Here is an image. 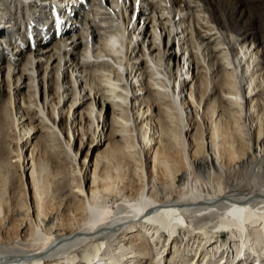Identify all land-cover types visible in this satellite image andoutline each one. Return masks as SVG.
Returning a JSON list of instances; mask_svg holds the SVG:
<instances>
[{
  "label": "bare ground",
  "instance_id": "obj_1",
  "mask_svg": "<svg viewBox=\"0 0 264 264\" xmlns=\"http://www.w3.org/2000/svg\"><path fill=\"white\" fill-rule=\"evenodd\" d=\"M35 1L8 0L0 26L60 2ZM130 1L88 0L13 60L0 32L18 159L0 168V264L264 263V0Z\"/></svg>",
  "mask_w": 264,
  "mask_h": 264
},
{
  "label": "rangeland",
  "instance_id": "obj_2",
  "mask_svg": "<svg viewBox=\"0 0 264 264\" xmlns=\"http://www.w3.org/2000/svg\"><path fill=\"white\" fill-rule=\"evenodd\" d=\"M264 7V6H263ZM260 8V9H258L259 11H256V13H257V18H259V19H263L264 18V8ZM130 11V12H129ZM39 12H43V11H39ZM129 13H131V8H129L128 9V14ZM46 14V13H45ZM180 14H183V13H178V17H181V15ZM259 14H260V16L261 17H259ZM47 16V15H46ZM183 16V15H182ZM241 17V16H240ZM241 18H239V20H240ZM137 20H138V15L136 16V20H134V24L137 22ZM245 21V19H241L240 20V22H244ZM260 21H262V20H260ZM259 21V22H260ZM263 21H264V19H263ZM260 22L259 23V25H258V27H262V26H264V22ZM187 23V22H186ZM133 24V25H134ZM14 30H15V28L14 27H12ZM264 28L262 29V31H261V33H258V34H264ZM4 38V37H3ZM56 38V37H55ZM170 38H172V36L170 37ZM53 40H55V39H53ZM237 47V46H236ZM238 48V50H239V47H237ZM180 52V51H179ZM178 52V53H179ZM9 59V58H8ZM5 63H8V60H5ZM203 63L205 64V61H203ZM149 64H151V65H153V63L152 62H150L149 61ZM5 65V64H4ZM46 66V64L44 65V67ZM189 66H186V68L183 70V72H185L186 71V69L188 68ZM100 131H101V129H100ZM12 132L11 131H9L8 132V134H9V136L4 140H0V168H1V170H4L6 167V164L8 165V161H10V162H12L13 164H15L17 161H18V159L15 157V154H16V152L14 151V145H15V142H16V140H15V138L12 136V134H11ZM41 132H37V135H39ZM11 137H13V138H11ZM109 137V136H108ZM116 139H117V141H122L123 142V138L120 136V137H116ZM104 142H106V143H104ZM110 142V141H109ZM109 142L108 141H106L105 139H102V136H100L96 141H95V144H96V148H95V150H94V152H93V154H91V158H90V161H92V159H94V157H95V154L97 153V151H99V150H105L106 149V147L108 146V144H109ZM88 147L89 146H84L83 147V149H82V153H81V155H80V153H78V155H80V158H79V161H83V158H82V156H83V154H84V152H85V149H88ZM94 147V144L92 145V147L91 148H93ZM141 151H142V149H141ZM78 155H77V157H78ZM89 156H88V158H89ZM3 160H4V162H3ZM86 163H87V159L85 160V162H84V166H86ZM88 164V163H87ZM90 164V163H89ZM89 166V165H88ZM237 167V166H236ZM88 171H89V167H88ZM28 173H29V171H28ZM227 237V236H226ZM226 237H225V239H226ZM179 241V240H178ZM178 246H180V255L182 254V253H186V251H185V247H184V244H182L181 243V241H179L178 242ZM148 251H151V249L149 250L148 249ZM79 254V259L81 260V255H82V252H79L78 253ZM173 254V253H172ZM172 254H170V256L169 257H171L172 256ZM184 255V254H183ZM202 256H204V254L202 255ZM187 258V257H186ZM79 260V261H80ZM180 261H184V263L185 264H187L188 263V258L187 259H182V260H180ZM181 264V263H180Z\"/></svg>",
  "mask_w": 264,
  "mask_h": 264
}]
</instances>
